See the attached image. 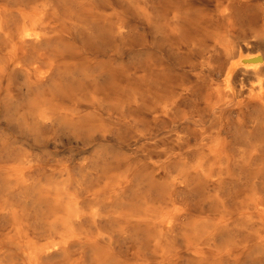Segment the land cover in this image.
<instances>
[{
	"label": "bare ground",
	"instance_id": "bare-ground-1",
	"mask_svg": "<svg viewBox=\"0 0 264 264\" xmlns=\"http://www.w3.org/2000/svg\"><path fill=\"white\" fill-rule=\"evenodd\" d=\"M125 1L0 0V130L105 134L103 117L145 96L157 120L186 124L133 163L97 152L75 173L0 132V264H264V0L135 1L154 49L197 57V95L166 60H149L148 83L121 72Z\"/></svg>",
	"mask_w": 264,
	"mask_h": 264
},
{
	"label": "rangeland",
	"instance_id": "rangeland-1",
	"mask_svg": "<svg viewBox=\"0 0 264 264\" xmlns=\"http://www.w3.org/2000/svg\"><path fill=\"white\" fill-rule=\"evenodd\" d=\"M135 1L137 0H128L120 3L122 12L127 16L129 34H131L128 37L129 41L123 42V46L121 44L119 53V67L121 72L127 74L129 82L144 80L148 83L147 65L149 60L155 58L157 63L166 60L167 70L173 72L171 74L180 83L178 88H188L191 90V94L196 93L197 95L201 86L195 84L190 71H188L189 63L191 60L196 63L197 57L195 58V55L193 57L188 55L176 58L174 56H168L165 49H154L151 26L143 18L138 16ZM139 1H142L146 5H152L153 3V6L154 2L157 1L156 5L159 7V10H161V3H164V0ZM134 5H136L135 8ZM191 8L192 11L196 13L198 11L199 14L205 12V8L199 3L193 2ZM102 58L105 59V57ZM181 59L183 60L180 61ZM178 60L184 62L182 63L184 65L180 64L184 68H179V64L174 63V61L178 62ZM185 63L187 64L185 65ZM124 93L131 97V91L126 90ZM186 97L184 95L183 98H180V101L187 110L183 109L189 113L194 111V109L191 107V100L186 99ZM147 100L145 96L137 106L131 102L121 106L120 120L116 123H111L107 116L103 117L109 128L105 134H101V131L98 132V130L96 133L93 132L91 134H82L79 132L74 134H60L57 131H45L43 134H16L8 126H5L0 132L6 139L7 146L14 147L21 153H28L31 156L39 157L38 159L42 162V168L55 172L61 166H64L75 173L82 159L93 157L97 152L107 151L114 155L116 153V156L130 159L133 163V150L141 147H146L151 150L160 149L165 144L171 142L172 134L186 130V124L183 122L176 123L175 121H168L167 119L157 120ZM80 113L83 118L98 119L95 109L89 106H82ZM191 132L194 133V131ZM102 135H105L106 139H102ZM48 175H51V173H48Z\"/></svg>",
	"mask_w": 264,
	"mask_h": 264
}]
</instances>
